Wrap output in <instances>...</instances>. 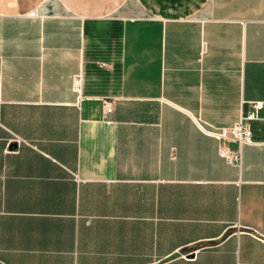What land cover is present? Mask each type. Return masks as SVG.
Masks as SVG:
<instances>
[{
    "label": "crops",
    "instance_id": "0c3cea01",
    "mask_svg": "<svg viewBox=\"0 0 264 264\" xmlns=\"http://www.w3.org/2000/svg\"><path fill=\"white\" fill-rule=\"evenodd\" d=\"M0 264H264V0H0Z\"/></svg>",
    "mask_w": 264,
    "mask_h": 264
},
{
    "label": "built area",
    "instance_id": "2783aa9c",
    "mask_svg": "<svg viewBox=\"0 0 264 264\" xmlns=\"http://www.w3.org/2000/svg\"><path fill=\"white\" fill-rule=\"evenodd\" d=\"M32 16H35L32 13ZM74 90L78 92L79 79L74 80ZM263 108L262 103H254L248 112L242 113L239 120L231 127L213 128L208 132L212 137L222 143L219 156L230 165L239 166L242 160V147L252 143V123L259 119V113ZM105 113L110 114L113 110L110 102H105ZM237 144L235 151H230L226 144Z\"/></svg>",
    "mask_w": 264,
    "mask_h": 264
},
{
    "label": "water",
    "instance_id": "95a60500",
    "mask_svg": "<svg viewBox=\"0 0 264 264\" xmlns=\"http://www.w3.org/2000/svg\"><path fill=\"white\" fill-rule=\"evenodd\" d=\"M15 148H16V146L15 145H12L11 149L14 150Z\"/></svg>",
    "mask_w": 264,
    "mask_h": 264
}]
</instances>
